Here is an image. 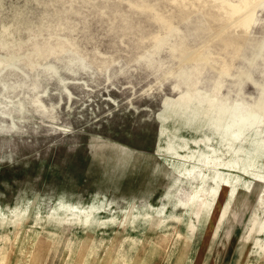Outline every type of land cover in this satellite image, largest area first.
I'll return each instance as SVG.
<instances>
[{"label": "rangeland", "instance_id": "rangeland-1", "mask_svg": "<svg viewBox=\"0 0 264 264\" xmlns=\"http://www.w3.org/2000/svg\"><path fill=\"white\" fill-rule=\"evenodd\" d=\"M198 190L195 223L249 210L239 242L196 235L235 264L264 223V0H0V228L155 233Z\"/></svg>", "mask_w": 264, "mask_h": 264}, {"label": "bare ground", "instance_id": "bare-ground-1", "mask_svg": "<svg viewBox=\"0 0 264 264\" xmlns=\"http://www.w3.org/2000/svg\"><path fill=\"white\" fill-rule=\"evenodd\" d=\"M217 188L212 189L213 194ZM198 194L199 190L184 203L180 216L169 215L174 219L172 226L155 233L146 230L154 220L148 210L139 216V226L142 227H129L120 236L119 232H114L117 226L115 219L98 221L95 227L106 229L105 232L96 233L86 229L78 233L80 230L74 229L77 221L68 222L71 225L68 227L67 223L63 228L54 224L25 227L23 223L8 229L0 228V264H8L9 249L14 246L24 254L23 264H45L52 249L58 256L59 264H203L209 256L205 252L197 255L199 241L196 235H202L208 229L207 234L216 241L218 248L224 246L227 237L231 241L236 238L239 242L249 219V210L233 218L232 224L228 225L232 219V203L225 202L223 205L217 204L212 215L207 214L208 209L197 213L195 223ZM59 222L62 223V220ZM260 237H264V223H259L252 215L241 250L246 257L255 254L257 257L254 262L250 258L244 264H264V241ZM218 248L214 257L217 264H222V250Z\"/></svg>", "mask_w": 264, "mask_h": 264}, {"label": "crops", "instance_id": "crops-1", "mask_svg": "<svg viewBox=\"0 0 264 264\" xmlns=\"http://www.w3.org/2000/svg\"><path fill=\"white\" fill-rule=\"evenodd\" d=\"M125 213V212H124ZM126 214V213H125ZM123 215V214H122ZM109 219H115L116 221H117V226L114 228V232L115 231H117V232H119V231H121V233L123 232L121 229H125L126 230V228H128L129 226H131L130 224H132V223H129V221H127V217L125 216L123 219L122 218H120V217H118V218H109ZM109 219H102V220H109ZM98 221H101V220H96V222H93L92 223V228H100V227H98V226H96L95 227V224L98 222ZM128 226V227H127ZM78 227V225H76V226H74V229H79V228H77ZM132 227H136V225H132ZM110 228H113V227H110ZM118 228V229H117ZM97 229H86V230H90V231H96ZM106 229V228H105ZM73 230V229H72ZM84 230V229H83ZM97 231H99V230H97ZM103 231H105V230H103ZM228 251H229V249L228 248H226L225 250H224V252H223V254H221V257H222V264H230V261L231 260H229L230 258H228L227 257V253H228ZM243 256H245V254L243 255H241V257H240V259L239 258H237L236 259V261H235V264H241V263H245V261L247 260H249V258L247 257V259L246 260H244L243 259ZM246 257V256H245ZM208 259H209V257L203 262V264H207L208 263ZM247 261H246V263H247ZM211 264H217V260H216V258L214 257V256H212L211 257Z\"/></svg>", "mask_w": 264, "mask_h": 264}]
</instances>
